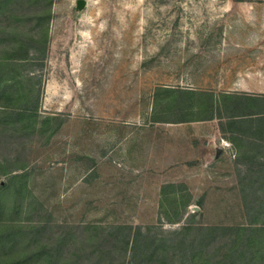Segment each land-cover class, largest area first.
Returning <instances> with one entry per match:
<instances>
[{
    "label": "rangeland",
    "instance_id": "rangeland-1",
    "mask_svg": "<svg viewBox=\"0 0 264 264\" xmlns=\"http://www.w3.org/2000/svg\"><path fill=\"white\" fill-rule=\"evenodd\" d=\"M78 1L15 0L0 10V30L23 36L31 46L25 83L34 84L39 96L38 119H51L31 134L4 132L6 125L0 126V173L6 169L14 170L12 175L27 174L18 221H43L45 242L66 236L63 258L72 262L88 254L91 243L79 232L89 225L125 224L161 232L187 222L243 223L240 174L251 163L244 153L255 151H240L239 146L256 143L255 129L237 126L238 132L252 133L241 143L240 136L230 134L238 139L231 146L235 153H222L219 161L197 169L198 175L174 166L184 172L172 183L182 186L190 201L180 224L168 223L167 205L163 210L161 201L159 205L157 188L166 177L157 172L160 166L141 165L135 153L137 135L142 138L139 147L144 143L150 152L164 127L155 120L161 112L160 98L154 99L160 85L208 89L216 98L246 93L261 101L236 102L235 110L264 114V87L188 85L193 79L191 71L186 72V54L201 48L208 52L226 40L207 36L210 31L215 35L235 28L231 16L220 14L225 0H84L81 10ZM227 40L231 44L234 39ZM8 48L0 46V54ZM19 125L25 123L14 127ZM12 175L0 176V187Z\"/></svg>",
    "mask_w": 264,
    "mask_h": 264
},
{
    "label": "trees",
    "instance_id": "trees-1",
    "mask_svg": "<svg viewBox=\"0 0 264 264\" xmlns=\"http://www.w3.org/2000/svg\"><path fill=\"white\" fill-rule=\"evenodd\" d=\"M14 1L0 0V10ZM2 45L10 48L0 54V113L3 115L0 126L6 125L4 132L14 131V134L24 130L25 133L30 130V134L37 132L39 128H45L51 119H38L39 96L34 84L25 83L27 76L23 71L29 67L31 46L23 40V36L0 30ZM167 91L170 103L159 100L157 105L161 107V112L155 119L157 122L217 119L221 121L220 130L237 134L240 143L252 132H238L237 126L255 129L258 142H242L239 146L240 151L243 148L255 151L253 155L244 153L251 163L240 174L244 222L215 226L187 222L179 229L161 232L125 224L107 227L89 225L79 232L86 234V240L91 243L88 254L80 258L77 256L72 262L63 258V247L68 241L66 236L54 243L45 242L43 221L36 224L18 221L24 209L27 174L12 175L14 170L5 169L0 176L12 177L9 183L0 187V264H264V152H261L264 150V114H239L235 110L236 102L261 100L231 93H223L216 98L212 93ZM157 97L161 96L157 94ZM196 97L202 100L197 101ZM174 111L177 113L174 114ZM20 123L25 125L14 127ZM59 126L57 124L56 127ZM237 140H234L235 143ZM18 168L21 167L14 169ZM183 191L184 188L178 185L162 188V210L167 205L164 215L170 224H180L186 215L185 209L190 201ZM178 215L180 218L176 221ZM6 220L8 222H4Z\"/></svg>",
    "mask_w": 264,
    "mask_h": 264
},
{
    "label": "crops",
    "instance_id": "crops-1",
    "mask_svg": "<svg viewBox=\"0 0 264 264\" xmlns=\"http://www.w3.org/2000/svg\"><path fill=\"white\" fill-rule=\"evenodd\" d=\"M202 2H217L219 0H201ZM220 14L231 16L235 28H226L209 37H219L223 40L219 46L200 49L199 53L186 54L188 68L193 81L189 86H231V87H264V0H225L224 8ZM213 32V31H212ZM228 38L234 39L230 42ZM197 54V55H196ZM195 64V66H194ZM196 64H198L196 66ZM155 90V101L159 100L168 104L166 100L169 91H176L168 85H160ZM208 93L200 89H179ZM228 94V93H227ZM171 95V94H170ZM169 95V96H170ZM246 96H252L244 94ZM171 117H174L171 115ZM217 119L211 121L158 122L160 127L153 141V149L145 152L139 147L137 135L136 159L141 165L160 166L161 175H165L163 182L158 186L159 205L162 200V188L172 184L182 171H177L174 166L188 167L187 173L198 175L196 172L201 166L205 167L211 162L222 159L228 151L235 153L231 146L236 145L230 133L222 132L220 127L212 125ZM201 123H206L200 125ZM177 126V127H176ZM178 128V129H177ZM216 145L221 153L216 157ZM180 172V173H179ZM184 172V171H183ZM182 172V173H183ZM170 180V181H169ZM179 180V179H178Z\"/></svg>",
    "mask_w": 264,
    "mask_h": 264
},
{
    "label": "water",
    "instance_id": "water-1",
    "mask_svg": "<svg viewBox=\"0 0 264 264\" xmlns=\"http://www.w3.org/2000/svg\"><path fill=\"white\" fill-rule=\"evenodd\" d=\"M86 5V2L84 0H79L77 3V8L79 10L83 9ZM214 149H215V154L216 157L219 156V154L221 153V149H219L216 145H213Z\"/></svg>",
    "mask_w": 264,
    "mask_h": 264
}]
</instances>
